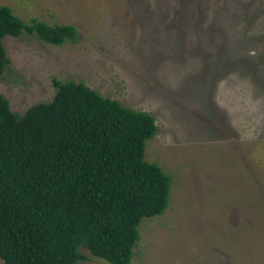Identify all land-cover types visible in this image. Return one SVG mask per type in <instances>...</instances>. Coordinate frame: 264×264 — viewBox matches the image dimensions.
Returning a JSON list of instances; mask_svg holds the SVG:
<instances>
[{
	"label": "rangeland",
	"instance_id": "obj_1",
	"mask_svg": "<svg viewBox=\"0 0 264 264\" xmlns=\"http://www.w3.org/2000/svg\"><path fill=\"white\" fill-rule=\"evenodd\" d=\"M2 4L80 34L3 38L12 111L50 100L54 77L155 116L144 157L171 175L169 205L140 223L131 264H264V0Z\"/></svg>",
	"mask_w": 264,
	"mask_h": 264
},
{
	"label": "trees",
	"instance_id": "obj_2",
	"mask_svg": "<svg viewBox=\"0 0 264 264\" xmlns=\"http://www.w3.org/2000/svg\"><path fill=\"white\" fill-rule=\"evenodd\" d=\"M62 45L72 24L25 20L0 5V76L6 35ZM55 93L22 113L0 93V258L3 264H79V248L131 264L143 219L169 205L171 175L145 159L155 116L84 82L52 78Z\"/></svg>",
	"mask_w": 264,
	"mask_h": 264
}]
</instances>
